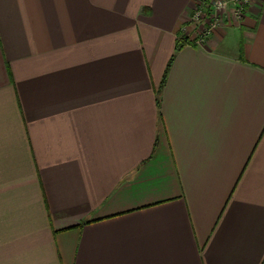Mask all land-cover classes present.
Instances as JSON below:
<instances>
[{
    "label": "crops",
    "instance_id": "crops-1",
    "mask_svg": "<svg viewBox=\"0 0 264 264\" xmlns=\"http://www.w3.org/2000/svg\"><path fill=\"white\" fill-rule=\"evenodd\" d=\"M192 4L0 0V264H264V0Z\"/></svg>",
    "mask_w": 264,
    "mask_h": 264
},
{
    "label": "rangeland",
    "instance_id": "rangeland-1",
    "mask_svg": "<svg viewBox=\"0 0 264 264\" xmlns=\"http://www.w3.org/2000/svg\"><path fill=\"white\" fill-rule=\"evenodd\" d=\"M244 1L236 0V4L242 7V10H239L237 5H232L229 0H193L189 8V17H186L184 21L181 34L189 37L190 42L197 44L196 39L203 38L200 42H205L212 32L219 31L226 24L239 25V22H243L248 7L254 2L249 0L245 5ZM218 2H220L219 7L215 9V3ZM196 9L200 10V14L195 17Z\"/></svg>",
    "mask_w": 264,
    "mask_h": 264
},
{
    "label": "built area",
    "instance_id": "built-area-1",
    "mask_svg": "<svg viewBox=\"0 0 264 264\" xmlns=\"http://www.w3.org/2000/svg\"><path fill=\"white\" fill-rule=\"evenodd\" d=\"M229 1H230V3H231L232 5H237V7H238L239 10H242L241 5L236 4V3H237L236 0H229ZM247 2H249V0H245V1H244V4L246 5ZM225 3H226V2H225ZM219 4H220V2L215 3V9L219 7ZM194 13L196 14V15H195V17H196V16H198V15L200 14V10H197V9H196ZM202 39H203V38H200L199 40L196 39V40H197L196 43H197L198 45L202 44V42H200V41H202Z\"/></svg>",
    "mask_w": 264,
    "mask_h": 264
},
{
    "label": "trees",
    "instance_id": "trees-1",
    "mask_svg": "<svg viewBox=\"0 0 264 264\" xmlns=\"http://www.w3.org/2000/svg\"><path fill=\"white\" fill-rule=\"evenodd\" d=\"M186 43H190L189 37L180 34L179 38H177V40L175 42V49L176 50L180 49Z\"/></svg>",
    "mask_w": 264,
    "mask_h": 264
}]
</instances>
